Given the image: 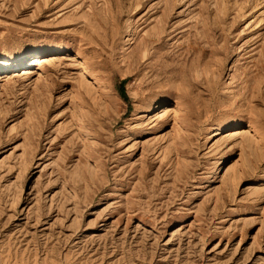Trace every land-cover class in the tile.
Returning a JSON list of instances; mask_svg holds the SVG:
<instances>
[{
	"label": "rangeland",
	"instance_id": "1",
	"mask_svg": "<svg viewBox=\"0 0 264 264\" xmlns=\"http://www.w3.org/2000/svg\"><path fill=\"white\" fill-rule=\"evenodd\" d=\"M0 264H264V0H0Z\"/></svg>",
	"mask_w": 264,
	"mask_h": 264
},
{
	"label": "bare ground",
	"instance_id": "2",
	"mask_svg": "<svg viewBox=\"0 0 264 264\" xmlns=\"http://www.w3.org/2000/svg\"><path fill=\"white\" fill-rule=\"evenodd\" d=\"M21 57H22L21 54H17L15 56H11V57L4 56L3 60H2V65L7 70H9L15 65V63L19 62ZM153 110H154V104L148 108V111H150V112H152Z\"/></svg>",
	"mask_w": 264,
	"mask_h": 264
},
{
	"label": "trees",
	"instance_id": "3",
	"mask_svg": "<svg viewBox=\"0 0 264 264\" xmlns=\"http://www.w3.org/2000/svg\"><path fill=\"white\" fill-rule=\"evenodd\" d=\"M124 84H125V82L122 83V85H124Z\"/></svg>",
	"mask_w": 264,
	"mask_h": 264
}]
</instances>
